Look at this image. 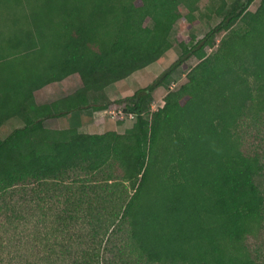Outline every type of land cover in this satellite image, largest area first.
<instances>
[{"label": "trees", "instance_id": "obj_1", "mask_svg": "<svg viewBox=\"0 0 264 264\" xmlns=\"http://www.w3.org/2000/svg\"><path fill=\"white\" fill-rule=\"evenodd\" d=\"M10 1L22 6L0 0V10ZM199 1L34 0L25 27L0 11L2 24L20 25L11 34L0 29L1 223L11 228L40 211L41 222L68 240L66 264H257L245 240L264 220L256 183L264 165L259 152L245 150L239 130L264 121V0L256 9L257 0L223 1L222 21L181 42L179 59L151 85L103 100L108 87L172 48L181 6L194 24ZM191 57L199 63L186 83L152 112L154 92ZM74 76L81 84L64 87ZM50 85L66 89L40 104ZM88 110L137 120L124 134L50 127ZM83 173L89 182L77 180ZM51 191L42 206L41 193ZM18 194L22 203L13 204ZM109 210L110 234L102 220ZM77 227L91 230L72 242ZM104 241L109 256L99 250Z\"/></svg>", "mask_w": 264, "mask_h": 264}, {"label": "rangeland", "instance_id": "obj_2", "mask_svg": "<svg viewBox=\"0 0 264 264\" xmlns=\"http://www.w3.org/2000/svg\"><path fill=\"white\" fill-rule=\"evenodd\" d=\"M20 1L22 3V6L18 3L17 5L21 7L17 5L13 6L11 1L10 5L9 3L7 4L6 2H3V6H1L0 11L2 13L4 12L6 16L10 14V16L12 17H21L22 25L25 27V17L28 13L27 8H29V5H32L35 2L33 3L34 0ZM223 1H225L227 4H230L234 0H200L195 7L196 11L193 13L195 18L197 19V22L194 24H190L189 20L186 18V16L189 14V11L185 6L182 5L181 11L184 17L176 22L170 35L172 48L167 51L158 62L134 73L126 80L120 81L108 87L105 91V96H103V100L107 102L124 100L128 97L133 96L138 90L151 85L179 59L182 51L180 47L181 42H183L185 39L189 38L192 35L195 36L197 40L203 38L208 32H210L222 21V16H218L216 14V10L222 5ZM13 3L16 4L15 0L13 1ZM258 6L259 0H257L252 5V8L256 9ZM146 25L152 26L151 19H148L146 21ZM19 28L20 25L16 26L12 21H8V23L3 24L2 22H0V29L4 32H7L8 34L13 33ZM191 43V40L190 42L188 41V44ZM207 52L211 53L212 50L208 48ZM198 63L199 60L196 57H191L182 67L177 69V71L172 75V77L169 79L165 86L160 87L154 92L151 101L152 112L157 111L165 105V97L170 91H175L186 83L187 74ZM64 84V87H74L73 90H75L79 86V84H81V81L79 80L78 76H74L71 78V80L65 82ZM62 86L63 85L59 87L58 85H50L43 89V91L41 92H45L47 94V97H49V100L51 101L52 99L63 95V91L66 88H62ZM45 93L38 94L40 102L46 101ZM103 100L101 98V101ZM90 111V113H92V110ZM97 113H99L98 115H96V124L98 126L96 128L90 129L84 128L80 130L82 133H88L89 131H93L98 134H104L107 132L115 131L120 134H124L127 130L133 127L137 120L135 116L130 117L125 113L122 117L116 116L111 110L101 111ZM121 120H123V122H121ZM59 121H64L63 117L60 118ZM15 124L16 122H12V124H9L10 131L15 129ZM78 125L79 124H77V126ZM239 132L242 136L245 150L249 152H259L261 162L264 165V121L256 123V121L248 120L247 122L242 124ZM80 175L81 174H78V176ZM77 180L79 182H89L90 176L84 175L83 173L79 178L77 177ZM256 183L264 196V170L262 174L257 177ZM54 184L56 183L54 182ZM28 191V189H24L25 193H27ZM46 193H41L42 198L41 200H39V202L42 203V206H45L47 203L50 202L49 197L53 194L52 191L50 192V194ZM57 194L59 195V199H62L61 192L59 191V193ZM20 196V194H18V196H14L12 203L14 204L18 201L22 203V201L20 200ZM120 203V200L115 202L116 205ZM111 212L113 211L109 210L108 213L104 214V216L102 215V220L105 224L104 228H110L108 234H110L114 229L109 222L113 221V219H111L112 217H110ZM44 219L45 218L41 216V212L38 211V214L34 220H27V222L16 224L11 228H9V226L7 227L6 225H4V223L0 222V254L1 257L5 259V261L3 263L1 262L0 264L67 263L64 259V254L70 249L64 250L63 247L69 244L68 240L65 241V243H62L61 240L63 239V237L58 238L48 224H45L43 221L41 222V220ZM37 225L38 227L36 228ZM75 229L76 231L73 232V236L71 237L72 242H77V235L83 234L84 236L87 231L89 232L91 230L90 228H88L87 230L80 231V227H77ZM107 235L105 236V241L107 239ZM102 238H104V236ZM105 241L102 246H99V250L101 251V255L106 253L109 256L111 252L108 250V247L106 249ZM245 244L250 252L251 257L255 260V262L257 264H264V220L258 227V230L245 240ZM77 248L82 250V248H84V245H82L81 243L77 246Z\"/></svg>", "mask_w": 264, "mask_h": 264}, {"label": "crops", "instance_id": "obj_3", "mask_svg": "<svg viewBox=\"0 0 264 264\" xmlns=\"http://www.w3.org/2000/svg\"><path fill=\"white\" fill-rule=\"evenodd\" d=\"M69 81V79L67 80ZM67 81H64L67 82ZM63 83V84H64ZM49 99L46 101L39 102L40 104L42 103H48ZM84 111V112H79V113H73L67 116H64L63 119L64 121H58L56 124H51V128H72V127H77L79 130H82L84 128H96L98 125L96 124L97 122V116L99 113L92 111ZM94 112V113H93ZM79 124L77 126V124ZM86 133V132H85ZM88 134H98L93 131H89Z\"/></svg>", "mask_w": 264, "mask_h": 264}, {"label": "built area", "instance_id": "obj_4", "mask_svg": "<svg viewBox=\"0 0 264 264\" xmlns=\"http://www.w3.org/2000/svg\"><path fill=\"white\" fill-rule=\"evenodd\" d=\"M113 114L116 115V116H124L123 112L122 111H119V112H116V111H113ZM130 117H133V115H129Z\"/></svg>", "mask_w": 264, "mask_h": 264}]
</instances>
